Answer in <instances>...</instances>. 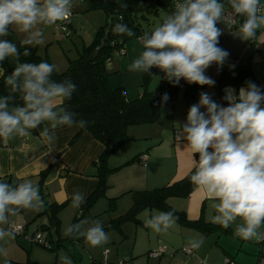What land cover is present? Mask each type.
Segmentation results:
<instances>
[{"label":"clouds","instance_id":"9594fccd","mask_svg":"<svg viewBox=\"0 0 264 264\" xmlns=\"http://www.w3.org/2000/svg\"><path fill=\"white\" fill-rule=\"evenodd\" d=\"M228 6L233 17L244 18L238 27L241 40L254 41L258 32L264 33L261 0H228ZM73 7V0H0V64L8 58L16 61L4 81L8 94L0 95V140L28 137L32 130L46 124L39 136L52 146L58 128H86L87 121L76 119V113L62 106L71 100L76 85L71 80H54V64L20 62L17 45L3 39L9 35V27L15 25L27 34L21 44L42 45L43 31L37 25L52 26L65 21ZM225 7L222 0H177L174 11L159 25L136 37L143 50L128 70L149 73L156 67L173 84L183 79L188 84L213 86L215 81L205 75L206 70L213 63L222 67L229 55L218 46L222 29L217 24L225 23ZM111 31L118 36H135L120 22L114 23ZM23 54L29 55L27 47ZM17 97L21 103H16ZM167 99L164 94L163 100ZM224 99L227 107L201 93L199 103L189 108L186 122L178 126L177 139L186 140L191 153L194 171L190 182L217 201L213 222L224 229L234 226L233 234L241 239L264 241V92L249 81L238 95L227 89ZM71 199L72 206L79 207L85 194L74 191ZM42 207L39 185L31 180L15 185L0 181V240L15 237L9 217L21 210ZM176 220L173 211H158L149 214L145 226L160 233ZM87 223L85 220L67 226L65 235L83 237L93 247L109 241L100 221H92V226L85 228ZM191 244L193 248L200 247L203 237ZM0 253L7 254L3 248Z\"/></svg>","mask_w":264,"mask_h":264},{"label":"crops","instance_id":"0c3cea01","mask_svg":"<svg viewBox=\"0 0 264 264\" xmlns=\"http://www.w3.org/2000/svg\"><path fill=\"white\" fill-rule=\"evenodd\" d=\"M79 6L83 10L87 8L83 0L79 2ZM106 22L105 17L104 25ZM217 27L222 29L218 46L229 53L224 64L238 68L252 61L257 82L264 83V34L257 35L254 41H244L237 36L238 30H231L225 23H218ZM21 34L16 26L12 25L9 27V35L3 39L15 43L19 50L26 47L36 50L34 45L21 44L24 39ZM135 43L125 44V57L114 62L108 69L114 70L116 73L120 72V76L111 77L109 82L112 87H121L124 95L130 101L141 96L145 74H148V92H154L165 79V74L156 67L151 68L150 73H145L142 77L139 72L128 70V65L141 52L140 48L143 49V46ZM15 64L14 58H8L0 64V77L3 73L2 67L10 68ZM219 67L213 63L206 70L205 75L212 79L211 71ZM156 70L158 73H155ZM227 89L229 88L219 90L215 85H205L196 93L192 105L199 103L201 93H207L213 101L227 107L228 102L224 99ZM234 91L237 95L239 94V90ZM166 101L161 103V116L155 123L130 127L127 130L129 140L107 159V167L116 171L107 178L105 196L85 213L80 211L82 204L79 207L72 206L71 197L74 191H80L85 194V201L96 191L98 179L95 164L104 152V146L99 141L82 128L62 127L56 130L55 144L49 146L39 136L43 127L47 126L46 124L32 130V135L28 137L8 142L2 140L0 181L8 180L12 184H18L25 180H31L38 185L40 174L49 167V172L40 189L43 203L47 205L66 204V206L58 215L59 231L58 234H52L50 238L49 252L40 250L36 247L38 245L29 240L39 227L47 226L45 216L32 222L40 214L41 209L22 210L18 215L9 217L10 225L13 223L24 226L25 232L22 236L15 235L14 238L0 240V248H3L7 253L6 255L0 253V264H5V261L7 264L30 262L68 264L69 261L70 264H100L110 263L109 259L115 260L110 252L107 258L105 255V259L103 257L102 260L97 261V257L92 248L87 245L88 243L79 242L80 237L65 235V229L75 220L77 223L88 221L84 225L85 228L92 226V221L96 220L100 221L103 226H110L108 225L110 222L112 224L131 208L133 201L130 192L152 191L171 186L184 179L192 171V157L190 150L186 148L187 141L183 138L177 139L178 126H182L186 122L188 110L192 105L190 107L186 105L183 94L182 98L177 97L174 102ZM201 111L206 110L201 108ZM141 155H147L145 166L138 162ZM134 158H137L136 161L124 166ZM110 200H115L113 210L109 208ZM215 203L217 201L209 198L201 189H196L185 200L172 199L169 201V205H173V207L171 206L173 209L185 213L189 222L201 220L207 224L220 226L212 219L216 214ZM142 213L144 212L141 211L139 215ZM237 222H240L239 218ZM139 223L141 222L139 221ZM233 227L217 229L205 236L196 228L172 226L167 231L158 233L160 241L156 249L158 251L165 249V253L159 258H150L148 264H151V261L154 264H223L226 259L230 261V264H264V243L259 244L255 240L236 237L233 234ZM201 237H203V244L195 249L192 256L186 257L181 251L182 248L192 245L191 240L196 241ZM176 239H180V241L173 243Z\"/></svg>","mask_w":264,"mask_h":264},{"label":"trees","instance_id":"16d2710c","mask_svg":"<svg viewBox=\"0 0 264 264\" xmlns=\"http://www.w3.org/2000/svg\"><path fill=\"white\" fill-rule=\"evenodd\" d=\"M86 3V11H101L106 20H110L111 27L114 23L120 22L126 24L133 30L135 36L128 37L126 35L118 36L112 33L111 27L108 34L106 47L94 58L93 52L99 46L100 40L104 36L107 28V22L100 27L94 35L92 42L83 46L77 51V58L68 63V68L61 74L53 73V79L56 81L71 80L76 85V91L73 93L71 100L65 101L62 106L69 111L76 113V119L87 121V131L95 140L104 146V152L95 164L96 177L98 179V187L80 206L81 213L88 212L94 204L105 196L107 190V178L116 170H110L107 167L108 157L118 150L129 139L127 130L130 127L149 125L155 123L161 116L160 106L164 101V94L168 95V101L174 102L180 91H183V98L187 105L195 99L196 93L205 87L197 84H188L181 79L179 84H173L164 79L161 86L154 92L147 91L148 74L143 76L141 96L130 101L124 95L121 87H112L109 79L111 73L107 69L108 61L114 57L113 53L123 49L125 43L136 39L144 32H149L152 18L158 16L160 12L170 14L174 11V4L177 0H83ZM264 0H261V2ZM225 3V11L230 10L228 0H222ZM124 4L126 7H121ZM238 23L229 27L231 30H238L239 24L243 21V17L237 16ZM258 34H260L258 32ZM264 34V33H262ZM254 50V48H252ZM20 51V62L39 63L46 61L47 58L38 56L34 48H28L29 55L25 56L24 49ZM16 67H2L3 73L0 77V95H7L8 91L5 85V77ZM212 79L215 81V87L219 90L224 88H232L238 91L241 87H247V82L251 81L256 84L257 80L252 68V61L243 67L232 68L229 65L223 66L211 71ZM16 103H21L19 97ZM2 147V140H0ZM138 158V157H137ZM137 158L126 163L124 166L130 165ZM198 158V156H197ZM122 166V167H124ZM49 167L40 174L39 188L49 172ZM192 171L181 181L174 183L168 187L154 189L152 191L130 192L132 197V206L129 211L113 222L115 227L127 221H136V216L144 210L149 211H173L177 217L176 223L185 228H196L205 236L217 229H224L221 226H214L202 222L201 220L189 222L185 213L173 209L169 205L172 199H187L191 193L197 188L190 182ZM12 184L10 181H2ZM15 185V184H13ZM66 204L47 205L43 203L40 214L37 218L45 216L47 218V226H41L37 231L44 233L50 249V241L52 234H58L59 231V213L65 208ZM115 200H110L109 208L113 210ZM22 211V210H21ZM75 220L73 224H76ZM37 264V263H27Z\"/></svg>","mask_w":264,"mask_h":264},{"label":"rangeland","instance_id":"374dc122","mask_svg":"<svg viewBox=\"0 0 264 264\" xmlns=\"http://www.w3.org/2000/svg\"><path fill=\"white\" fill-rule=\"evenodd\" d=\"M79 2H82V0H73V4L75 3L76 5L74 4V7L72 8V25L70 27V37L63 38L62 35L56 31L57 24L52 26L37 25V28H40L43 31L44 43L42 45H34L36 47V53L38 56L47 58L51 64L56 65L55 72L57 74H61L66 71L68 68V63L77 58V51H79L83 46L89 45L93 40V36L95 35L96 31L99 29V27L104 25L105 15L101 11L87 12L86 9H80ZM262 3H264V1H262ZM166 15L168 14L165 12H160L157 17L152 18V23H150L149 26V32L159 25ZM16 29H18L17 26ZM20 34L22 37L27 35L23 32H20ZM261 34L262 33L258 34V36ZM130 42H136L135 44L142 46V44L137 39L130 40L125 44L127 45ZM125 49L126 47L124 46V50ZM142 50L143 49L140 48V51ZM124 57L125 55L114 56L111 61L107 63V69H109V67H111L114 62H118ZM108 71L112 74L111 77L120 76V72L116 73L114 70ZM157 71L158 70H156L155 73ZM143 74L145 73H140L141 77ZM182 94V91H180L178 97L182 98ZM191 105L192 104H190V106ZM171 206L173 207V205ZM143 212L144 213H142V215L138 214L136 216L137 222L127 221L120 224L119 227H115L113 221L112 224L111 222L108 224L110 226H103L104 231L109 235V241L107 243L96 247L87 244L90 248H92L93 253L97 257V261L102 260L105 253H107L106 258L110 252L115 257V260L109 259L110 263L102 261L103 263L100 264H148V260L152 258L149 257V254L158 251L156 246L159 245L160 240H158L157 232L145 226V220L149 218V214L155 213L157 211L145 210ZM139 221L141 223H139ZM173 226L176 227L178 224L175 222ZM78 241L86 242L83 237H80ZM179 241L180 239H176L173 241V243ZM36 247L40 250L49 252L46 248H42L40 246ZM151 264H154L153 261H151Z\"/></svg>","mask_w":264,"mask_h":264},{"label":"built area","instance_id":"2783aa9c","mask_svg":"<svg viewBox=\"0 0 264 264\" xmlns=\"http://www.w3.org/2000/svg\"><path fill=\"white\" fill-rule=\"evenodd\" d=\"M72 14V13H71ZM226 14V20H225V24L228 27H232L234 26L236 23H238V18L233 17L231 15V10H226L225 11ZM71 16L70 15L65 21H58L57 23V27H56V31L58 33H60L62 35L63 38H68L70 37V27H71ZM125 55V50L120 49L118 51H116L115 53H113V56H124ZM110 62V60L108 61ZM256 85L258 87H260L261 91L264 92V83L261 82H256ZM206 110V109H205ZM138 162L140 165L145 166L147 163V155H141L139 156ZM13 226V229L15 231V235L16 236H22L24 235L25 229L24 226H18L15 224H11ZM33 244H36L42 248H49L47 239H46V235L44 233H41L39 231H35L34 234L32 235V237L29 239ZM259 244L264 243V241H260L258 242ZM182 253L186 256V257H190L192 256V254L195 251V248L192 247V245L186 246L184 248H182ZM165 253V249H161L157 252L151 253L149 254V257L152 258H159L160 256H162ZM107 253H105L106 255ZM105 255H104V259H105ZM223 264H230V261L228 259L224 260Z\"/></svg>","mask_w":264,"mask_h":264},{"label":"water","instance_id":"95a60500","mask_svg":"<svg viewBox=\"0 0 264 264\" xmlns=\"http://www.w3.org/2000/svg\"><path fill=\"white\" fill-rule=\"evenodd\" d=\"M110 27H111V22L110 20L107 21V28L104 32V36L103 38L100 40V44L98 47L95 48L94 52H93V57L96 58L99 53L106 47V42L108 40V34L110 31Z\"/></svg>","mask_w":264,"mask_h":264}]
</instances>
